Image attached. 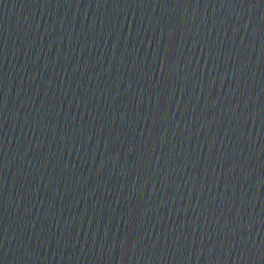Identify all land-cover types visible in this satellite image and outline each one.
<instances>
[{"label":"water","instance_id":"95a60500","mask_svg":"<svg viewBox=\"0 0 264 264\" xmlns=\"http://www.w3.org/2000/svg\"><path fill=\"white\" fill-rule=\"evenodd\" d=\"M0 264H264V0H0Z\"/></svg>","mask_w":264,"mask_h":264}]
</instances>
